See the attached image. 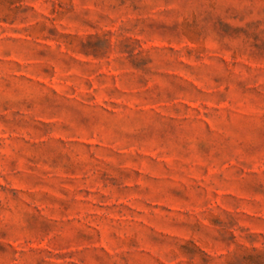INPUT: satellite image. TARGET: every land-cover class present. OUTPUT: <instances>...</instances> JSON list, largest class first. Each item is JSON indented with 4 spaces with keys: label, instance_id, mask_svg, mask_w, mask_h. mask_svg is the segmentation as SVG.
I'll return each instance as SVG.
<instances>
[{
    "label": "rangeland",
    "instance_id": "obj_1",
    "mask_svg": "<svg viewBox=\"0 0 264 264\" xmlns=\"http://www.w3.org/2000/svg\"><path fill=\"white\" fill-rule=\"evenodd\" d=\"M0 264H264V0H0Z\"/></svg>",
    "mask_w": 264,
    "mask_h": 264
}]
</instances>
